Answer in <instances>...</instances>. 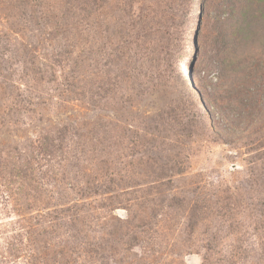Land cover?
Masks as SVG:
<instances>
[{"label": "rangeland", "instance_id": "rangeland-1", "mask_svg": "<svg viewBox=\"0 0 264 264\" xmlns=\"http://www.w3.org/2000/svg\"><path fill=\"white\" fill-rule=\"evenodd\" d=\"M156 1L0 0V264H264V2Z\"/></svg>", "mask_w": 264, "mask_h": 264}, {"label": "trees", "instance_id": "trees-1", "mask_svg": "<svg viewBox=\"0 0 264 264\" xmlns=\"http://www.w3.org/2000/svg\"><path fill=\"white\" fill-rule=\"evenodd\" d=\"M183 0H178L175 5H173L172 0H168V5L166 2L160 3V0H157L153 5L157 9V12L147 14L144 12L137 13V14H132L127 11L126 14H124V17L129 20V24L131 26V29H135L137 31L140 29L143 31L142 37L139 38L137 34H132L130 32L123 33L122 29L119 28L117 30H114L112 33V38L116 35L120 36V41H122V46L124 48V52L126 50H136L140 49L143 53H145L147 49L150 48V39L146 44V39L147 37L145 35H150V34H159L158 41L159 45L164 48L166 46H170L174 43V39L177 40L176 47L182 48V41L185 36V31H186V22L188 19V3L189 0H185L186 2H182ZM250 2L254 4L261 5L264 0H249ZM95 3L96 0H93ZM163 3L166 5L164 6ZM186 5L185 11H181L184 9L183 7ZM171 6V7H170ZM166 8V9H164ZM263 8V7H261ZM259 11V10H258ZM234 7L229 6V8H224L221 12L218 13L217 15V21L220 23L219 25V31L222 30L225 26L227 27V32L229 35L225 34V44H224V49L227 48L229 42L232 40H235V38L230 37L231 34H239L240 36L238 37L239 40L245 41L248 40V34H247V29L248 25L250 24V19L253 18L254 16L251 14H247L244 16L246 10H239L237 14L238 17H236V22H229V18L233 16L234 13ZM261 15H264V12H261ZM168 16L167 20L166 17ZM170 17V18H169ZM255 18V17H254ZM169 19V21H168ZM179 24V28L176 29L175 31L177 32L176 34L172 32V28L176 26V24ZM167 25H170L169 27ZM228 25V26H227ZM233 25V26H232ZM138 28V29H137ZM232 28V29H231ZM264 30V28H263ZM177 35V36H175ZM220 35L223 37V32H220ZM141 36V35H140ZM238 36V35H237ZM262 40L264 41V31H263V36ZM153 41V39H152ZM116 43V42H115ZM119 43H116L118 45ZM148 45V46H147ZM121 47V48H122ZM151 49V48H150ZM138 53V51L136 52Z\"/></svg>", "mask_w": 264, "mask_h": 264}]
</instances>
